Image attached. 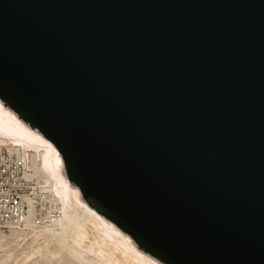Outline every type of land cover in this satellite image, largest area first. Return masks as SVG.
<instances>
[{
	"label": "water",
	"instance_id": "obj_1",
	"mask_svg": "<svg viewBox=\"0 0 264 264\" xmlns=\"http://www.w3.org/2000/svg\"><path fill=\"white\" fill-rule=\"evenodd\" d=\"M0 103L159 264H264V0H0Z\"/></svg>",
	"mask_w": 264,
	"mask_h": 264
},
{
	"label": "bare ground",
	"instance_id": "obj_2",
	"mask_svg": "<svg viewBox=\"0 0 264 264\" xmlns=\"http://www.w3.org/2000/svg\"><path fill=\"white\" fill-rule=\"evenodd\" d=\"M0 147L26 152L34 174L40 177V188L50 193L56 203L58 217L50 226L41 228L58 245L54 257L63 252L76 264H159L81 201L64 176L62 160L54 146L1 103Z\"/></svg>",
	"mask_w": 264,
	"mask_h": 264
},
{
	"label": "built area",
	"instance_id": "obj_3",
	"mask_svg": "<svg viewBox=\"0 0 264 264\" xmlns=\"http://www.w3.org/2000/svg\"><path fill=\"white\" fill-rule=\"evenodd\" d=\"M30 160L22 150L0 147V229H39L58 217L56 203L40 188ZM45 203L55 210L43 215Z\"/></svg>",
	"mask_w": 264,
	"mask_h": 264
},
{
	"label": "rangeland",
	"instance_id": "obj_4",
	"mask_svg": "<svg viewBox=\"0 0 264 264\" xmlns=\"http://www.w3.org/2000/svg\"><path fill=\"white\" fill-rule=\"evenodd\" d=\"M42 208L43 215L55 210L49 203H45ZM46 226H50L49 220ZM57 250L55 240L41 228L0 229V264H76L63 252L54 257Z\"/></svg>",
	"mask_w": 264,
	"mask_h": 264
}]
</instances>
